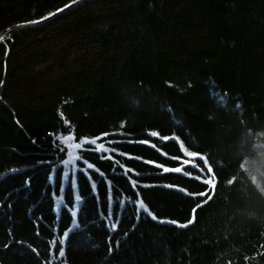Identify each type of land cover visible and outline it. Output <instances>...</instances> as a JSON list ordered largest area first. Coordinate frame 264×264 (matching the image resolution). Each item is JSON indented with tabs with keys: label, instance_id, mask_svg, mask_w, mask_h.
I'll return each instance as SVG.
<instances>
[{
	"label": "trees",
	"instance_id": "16d2710c",
	"mask_svg": "<svg viewBox=\"0 0 264 264\" xmlns=\"http://www.w3.org/2000/svg\"><path fill=\"white\" fill-rule=\"evenodd\" d=\"M0 264H264V0H0Z\"/></svg>",
	"mask_w": 264,
	"mask_h": 264
},
{
	"label": "rangeland",
	"instance_id": "374dc122",
	"mask_svg": "<svg viewBox=\"0 0 264 264\" xmlns=\"http://www.w3.org/2000/svg\"><path fill=\"white\" fill-rule=\"evenodd\" d=\"M66 138H63V139L59 140V143L61 144L60 148H62V150L67 149V151H68L67 154L71 155L70 157H75V155H76L75 144H72L71 140H66V142H64V139H66ZM191 163L193 165H197L198 166V164H197V162L195 160H192ZM74 174L75 173L73 172V175L71 176V181L73 183V190H74V196H75V207L70 209V212H71V214L73 216L72 227L76 226V216H77V212H78V206L80 204V198H79L78 193H77L76 184H75V180H74ZM68 179H69V177H67V178L64 177V181H63L64 184L68 181ZM64 190H65V186L63 185V187L61 188V193L59 195L58 194L54 195V210H55L57 215L60 214L61 206L65 205ZM136 205H137V217H140L141 212H145L150 217H153L154 214L152 212H150L148 207L143 202H141L139 200L138 202H136ZM142 205H143V207H142ZM145 209H147V211H145ZM109 218L110 219L108 220V224L107 225H108V227L111 230H113L114 228H116L117 222L113 220V208H112V206H110V209H109ZM156 220L161 221V222L172 223L171 220H168V219H157V217H156Z\"/></svg>",
	"mask_w": 264,
	"mask_h": 264
},
{
	"label": "snow or ice",
	"instance_id": "6c2138e0",
	"mask_svg": "<svg viewBox=\"0 0 264 264\" xmlns=\"http://www.w3.org/2000/svg\"><path fill=\"white\" fill-rule=\"evenodd\" d=\"M75 2H76V0H71V3H75ZM65 7H66V8H67V7H70V4H66ZM58 11H60V10H58ZM49 15H54V13H49ZM26 23H37V21H28V22H26ZM154 135H155V133H154ZM93 142H94V141H93ZM75 147H76V148H80V144H76ZM189 156H191V157H193V158H197V159H199L200 156H201V154H198V153H196V152H190V153H189ZM204 159H207V158L204 157ZM150 163H151V162H150ZM185 163H187V162H185ZM89 167H92V165H89ZM160 167H163V166L161 165ZM165 171H173V172L180 173V172L182 171V169H181L180 167H177V168H174V169H167V168H165ZM207 171H208L209 173H212V172H213L211 166H209V167L207 168ZM213 174H214V173H213ZM202 182H203L204 184H206V185H210V186H212V188H213V195H214L215 184H214L213 180H211V179H202ZM198 195H200V196H204V197H207V199H205V200L203 201V203L198 204V205L196 206L197 208H202V207H203V204L207 203L209 200L212 199V196L208 195V192H207V191L202 192V193H199ZM142 207H143V205H142ZM145 211H147V209H145ZM195 211H196V208L193 209V213H195ZM152 218H153V219H156V217H155L154 215H153ZM171 222L174 223V224H175V223H178L177 221H171ZM192 222H193V220L190 219L187 223H192ZM183 226H187V224H185V225H183ZM67 234H68L67 232L64 233L65 236H67ZM60 243L62 244L63 241H60ZM58 252H59V255H60V256H63V255H64V252H63V248H62V247L58 249ZM109 252H111V248L109 249Z\"/></svg>",
	"mask_w": 264,
	"mask_h": 264
},
{
	"label": "built area",
	"instance_id": "2783aa9c",
	"mask_svg": "<svg viewBox=\"0 0 264 264\" xmlns=\"http://www.w3.org/2000/svg\"><path fill=\"white\" fill-rule=\"evenodd\" d=\"M64 138H66V137H64ZM60 139H63V138H57V139H56V144H57L59 147H61V144L59 143V140H60ZM66 140H71V143L73 144V137H72V136L68 135V137H67L66 139H64V142H66Z\"/></svg>",
	"mask_w": 264,
	"mask_h": 264
}]
</instances>
